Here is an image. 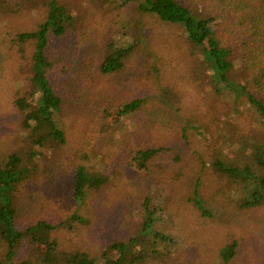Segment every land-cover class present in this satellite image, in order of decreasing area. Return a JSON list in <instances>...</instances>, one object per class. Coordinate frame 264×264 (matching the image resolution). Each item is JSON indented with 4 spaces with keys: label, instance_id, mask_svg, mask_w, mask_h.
Wrapping results in <instances>:
<instances>
[{
    "label": "rangeland",
    "instance_id": "374dc122",
    "mask_svg": "<svg viewBox=\"0 0 264 264\" xmlns=\"http://www.w3.org/2000/svg\"><path fill=\"white\" fill-rule=\"evenodd\" d=\"M5 1L8 9L1 4L6 11L0 14L1 157L17 144L26 148L28 129L13 100L24 95L33 99L28 79L31 66L13 38L19 32L36 30L45 10L43 0L34 7L29 0ZM57 1L75 20L65 36L50 37L47 48L55 62L52 85L64 100L55 118L67 141L38 158V177L26 179L16 193L19 224L37 219L55 223L77 212L89 220L76 221L83 231L68 235L54 231L52 236L69 247L82 245L91 250L117 234L133 232L142 221L143 199L152 197V207L158 199H166L176 171L180 172L177 188L181 193L182 185L188 186L190 177L200 174L205 181L202 195L214 214H201L196 205L184 204L179 195L172 209L177 210L175 230L182 231L180 246L169 258L149 264H224L219 250L232 234L240 250L227 264H264V207L239 209L234 202L240 193L216 191L218 184L212 175L215 160L241 157L236 139L240 132L249 134L253 122L246 119L241 123L245 113L233 111L237 105L242 110L244 104L215 94L202 79L205 73H200L198 50L185 38L182 26L141 12L145 0ZM134 26L142 29L140 38L133 30L128 32ZM137 38L143 43L135 46L124 70L112 74L97 70L108 52V40L126 45ZM23 45L26 55H33L34 42ZM176 92L183 94L182 101ZM137 97L145 98L143 110L126 117L116 114L119 104ZM235 125L244 128L234 130ZM259 137L264 138V129ZM159 146L162 151L152 159V163L161 159L156 162L159 170L153 164L151 176L137 172L125 160L132 150ZM165 158L167 165L163 164ZM80 164L107 176L108 182L102 193L91 191L86 199L75 201L71 184ZM222 180L228 185L227 176ZM120 211L123 219L116 217ZM170 211L163 213L164 219L170 218ZM114 219L119 221L117 225L112 223ZM154 226L166 230L167 225L159 218Z\"/></svg>",
    "mask_w": 264,
    "mask_h": 264
},
{
    "label": "trees",
    "instance_id": "16d2710c",
    "mask_svg": "<svg viewBox=\"0 0 264 264\" xmlns=\"http://www.w3.org/2000/svg\"><path fill=\"white\" fill-rule=\"evenodd\" d=\"M29 1L33 7L39 5V0ZM42 3L45 5L44 18L37 29L19 32L13 38L22 58L31 66L32 74L28 79L33 99L24 95L13 100L15 107L23 113L24 125L28 129L26 148L17 144L8 155L0 156V264H149L162 257L169 258L181 243L178 236L182 231L179 234L175 230L177 210L172 209L179 195H182L180 200L184 204L186 201L193 203L201 214H214L208 210L202 195L201 187L205 181H202L200 174H196L195 179L190 177L191 181L195 180L194 184L191 181L188 186L183 184L181 193L177 188L180 172L176 171L171 180L172 187L166 191V199H158L153 207L152 197L143 199V210L140 211L142 221L133 232L117 234L101 247L91 250L82 245L69 247L66 242L52 236L54 231L64 235L83 231L76 221L89 223V220L77 212L55 223L37 219L25 225L19 224L16 193L26 179L38 177V158L42 159L51 148H56L60 143L64 145L67 141L64 129L55 118L64 100L52 85L51 73L55 62L49 57L47 48L50 37L65 36L75 20L67 7L57 0H43ZM1 4L8 9L6 1L0 0V14L6 11ZM140 10L152 13L161 21L180 24L185 38L198 50L196 56L200 73H205L204 76L202 74V79L205 78L203 81H208L206 83L214 88L219 97L244 104L242 110L237 105L233 111V114L245 113L241 123L246 119L253 122L250 133L242 135L240 132L241 137L236 139L241 157L215 160L212 175L218 184L216 191L225 193L226 190H236L240 193L234 202L239 209L264 207V138L259 137L264 129V0H145ZM135 26L134 29L130 27L128 32L133 30L140 38L142 29ZM28 41L34 42L31 56L26 55L23 45ZM139 42L143 43L141 39L126 45L120 44L119 40H108V52L103 55L97 70L103 74L121 72ZM148 57H145L146 62L149 61ZM176 94H179L178 100L182 101L183 94ZM144 104V97L125 101L119 104L116 114L126 117L136 110H143ZM235 123L233 121L232 125ZM233 127L234 130L240 128L238 125ZM254 141L257 144L254 145ZM162 149V146L138 148L132 150L125 160L137 172L151 176L153 164L161 160L152 163V159ZM168 163L166 159L163 164ZM224 176H227L228 185L222 180ZM107 182V176L90 171L83 164L77 165L71 184L73 199H86L91 191L102 193ZM169 211L170 218L164 219L163 213ZM116 217L123 219V213ZM159 218L167 225L166 230L155 228L154 223ZM112 223L117 225L119 221L114 219ZM233 235H230L229 243L219 250L224 264L240 250V244Z\"/></svg>",
    "mask_w": 264,
    "mask_h": 264
}]
</instances>
